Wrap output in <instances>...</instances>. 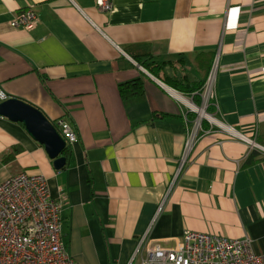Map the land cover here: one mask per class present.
Masks as SVG:
<instances>
[{
    "label": "crops",
    "instance_id": "obj_1",
    "mask_svg": "<svg viewBox=\"0 0 264 264\" xmlns=\"http://www.w3.org/2000/svg\"><path fill=\"white\" fill-rule=\"evenodd\" d=\"M96 1L0 0L2 92L53 126L66 122L77 137L56 170L23 125L0 117V183L18 173L44 177L77 264H139L146 233L145 243L163 248L185 231L249 238L264 254V152L239 137L253 139L264 125V0H110L111 12ZM30 8L35 28H12ZM130 54L180 56L184 64L166 73L194 82L216 61L208 119ZM140 78L142 94L122 100L118 86Z\"/></svg>",
    "mask_w": 264,
    "mask_h": 264
},
{
    "label": "built area",
    "instance_id": "obj_2",
    "mask_svg": "<svg viewBox=\"0 0 264 264\" xmlns=\"http://www.w3.org/2000/svg\"><path fill=\"white\" fill-rule=\"evenodd\" d=\"M102 12H111L110 0H97ZM38 18L32 9L22 10L12 19L10 26L31 31ZM216 61L212 65L202 88L201 106L188 102L197 115L214 98ZM178 97V96H177ZM8 97L0 88V101ZM179 100L182 97L179 96ZM205 117H208L204 114ZM60 135L67 146L77 141L75 133L64 122H58ZM199 122L195 123L186 139L180 166L191 150ZM253 139L239 135L251 147L264 152ZM61 202L50 197L42 175L18 173L0 183V264H77L65 251L61 240ZM147 233L137 243L136 252L144 250L146 256L139 264H264V254L254 252L249 238L229 239L217 235L185 231L173 248L157 243H145Z\"/></svg>",
    "mask_w": 264,
    "mask_h": 264
},
{
    "label": "trees",
    "instance_id": "obj_3",
    "mask_svg": "<svg viewBox=\"0 0 264 264\" xmlns=\"http://www.w3.org/2000/svg\"><path fill=\"white\" fill-rule=\"evenodd\" d=\"M131 58L139 64L146 72H148L152 77L156 78L157 80L161 81L163 84L168 86L169 88L182 93L185 96L192 97V102L196 107L201 106V96H202V88L205 83L206 79H202L200 81L194 82L192 81L186 74L185 75H178L175 71L173 75L167 74L166 69L173 70L177 64L183 65L184 61L183 58L178 56L175 61H166V62H159L152 59L148 60H140V57L130 54ZM210 68L208 67V73ZM173 72V71H172ZM207 73V75H208ZM207 77V76H206ZM118 92L122 100H128L130 98L139 96L143 92V82L142 79H135L130 82L120 84L118 86ZM213 109L211 106H207L206 112L208 114L211 113ZM187 117L191 120L195 119L193 114H187ZM202 126H204V122H202ZM56 130L60 134V130L56 127ZM256 137V142L260 146L264 147V125L259 130V134ZM20 152L19 148L13 149L10 154L6 157L7 160H11ZM65 160L69 159L70 156V148L65 146L62 150L61 154ZM254 153L252 152L249 155L248 163H251L254 160Z\"/></svg>",
    "mask_w": 264,
    "mask_h": 264
},
{
    "label": "water",
    "instance_id": "obj_4",
    "mask_svg": "<svg viewBox=\"0 0 264 264\" xmlns=\"http://www.w3.org/2000/svg\"><path fill=\"white\" fill-rule=\"evenodd\" d=\"M0 117L23 125L29 137L44 147L54 169L65 165V158L60 157L65 141L40 110L22 100L8 98L0 103Z\"/></svg>",
    "mask_w": 264,
    "mask_h": 264
},
{
    "label": "bare ground",
    "instance_id": "obj_5",
    "mask_svg": "<svg viewBox=\"0 0 264 264\" xmlns=\"http://www.w3.org/2000/svg\"><path fill=\"white\" fill-rule=\"evenodd\" d=\"M200 114H201V116H204L202 112H200ZM205 118H207V117H205ZM207 119H208V118H207Z\"/></svg>",
    "mask_w": 264,
    "mask_h": 264
},
{
    "label": "rangeland",
    "instance_id": "obj_6",
    "mask_svg": "<svg viewBox=\"0 0 264 264\" xmlns=\"http://www.w3.org/2000/svg\"><path fill=\"white\" fill-rule=\"evenodd\" d=\"M1 102V101H0Z\"/></svg>",
    "mask_w": 264,
    "mask_h": 264
}]
</instances>
